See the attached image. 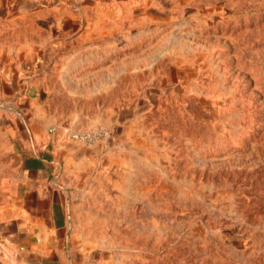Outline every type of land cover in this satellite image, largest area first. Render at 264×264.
I'll return each instance as SVG.
<instances>
[{"label":"rangeland","instance_id":"1","mask_svg":"<svg viewBox=\"0 0 264 264\" xmlns=\"http://www.w3.org/2000/svg\"><path fill=\"white\" fill-rule=\"evenodd\" d=\"M4 45L122 137L68 199L77 264H264V0H0Z\"/></svg>","mask_w":264,"mask_h":264},{"label":"crops","instance_id":"2","mask_svg":"<svg viewBox=\"0 0 264 264\" xmlns=\"http://www.w3.org/2000/svg\"><path fill=\"white\" fill-rule=\"evenodd\" d=\"M36 57L0 47V264H77L68 199L122 137L92 145L74 139L93 120L63 104L71 94L64 84L79 82L45 70ZM107 85L89 92L96 111L117 119L116 109L99 103L112 100Z\"/></svg>","mask_w":264,"mask_h":264},{"label":"built area","instance_id":"3","mask_svg":"<svg viewBox=\"0 0 264 264\" xmlns=\"http://www.w3.org/2000/svg\"><path fill=\"white\" fill-rule=\"evenodd\" d=\"M52 130V129H51ZM110 135L109 129L105 127H88L72 134V137L87 145L107 141Z\"/></svg>","mask_w":264,"mask_h":264}]
</instances>
